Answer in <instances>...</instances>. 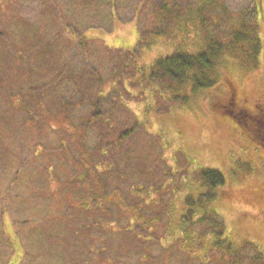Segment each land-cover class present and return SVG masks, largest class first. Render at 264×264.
<instances>
[{"label": "rangeland", "instance_id": "374dc122", "mask_svg": "<svg viewBox=\"0 0 264 264\" xmlns=\"http://www.w3.org/2000/svg\"><path fill=\"white\" fill-rule=\"evenodd\" d=\"M248 9L258 65L226 49L212 86L153 77ZM232 88L264 94V0H0V264H259L264 146L222 108ZM97 92L112 125L86 131Z\"/></svg>", "mask_w": 264, "mask_h": 264}, {"label": "trees", "instance_id": "16d2710c", "mask_svg": "<svg viewBox=\"0 0 264 264\" xmlns=\"http://www.w3.org/2000/svg\"><path fill=\"white\" fill-rule=\"evenodd\" d=\"M166 6L168 5L164 4V7L169 10V8ZM245 14L246 19L242 24H240L241 27L238 30L234 29L233 35H231V39L227 44H224L221 39H210L206 50L196 52L195 54L190 52L176 51L170 56L160 58L155 62V66H153V77L157 79L158 83H182L193 80V90L212 86L214 80L209 79L208 73L215 69L218 59H220V56L225 54L226 49L230 51V54L233 57L242 56V58L249 61L251 64L255 66L258 65V57L261 52L262 42L260 37L257 35V26L248 24V19H250V16H252V12L248 9ZM140 42L143 44V39ZM140 46L141 45H139V47ZM100 87L102 86L100 85ZM100 90L103 92L102 89ZM43 94H45V92H43ZM96 96L98 100L95 103V106H97L98 108L94 107L93 103L89 101V108H92L93 110H90V116L87 120H85L86 122L83 124V129L86 131L89 129V127L100 125L101 123L108 124L109 126L112 125V115L110 114L108 116L109 119H104L100 112V106L104 104V101L101 100V98H105L106 95L101 94V92H97ZM74 108H77L76 105L74 106ZM75 132L77 133V131ZM122 137L124 138V136ZM120 146H123V140L121 138L112 144V148H115V150L120 149ZM103 148L107 149L102 152V155L104 156V158L102 159L104 160L105 156L107 157L110 151H108L109 146L107 143L103 144ZM82 173L83 172H81L80 174ZM201 175L203 180L211 188L225 183V177L219 170L205 169L202 170ZM210 198L211 195L207 194L205 199ZM219 234L222 235L223 230L220 231ZM223 240L225 242V239ZM230 246H232V244L229 242L227 243L225 248L230 250ZM243 249L244 248H241L239 249V251L235 252L234 257L236 256L238 260L239 257L237 256L238 254L242 253ZM252 250H254L258 254L257 259L259 261V264H264V252L257 246H254Z\"/></svg>", "mask_w": 264, "mask_h": 264}, {"label": "flooded vegetation", "instance_id": "af4514ba", "mask_svg": "<svg viewBox=\"0 0 264 264\" xmlns=\"http://www.w3.org/2000/svg\"><path fill=\"white\" fill-rule=\"evenodd\" d=\"M227 101L222 104L228 115L237 118L248 127L252 141L264 146V94L256 97L255 102L250 103V99L241 96L235 88L228 90Z\"/></svg>", "mask_w": 264, "mask_h": 264}, {"label": "crops", "instance_id": "0c3cea01", "mask_svg": "<svg viewBox=\"0 0 264 264\" xmlns=\"http://www.w3.org/2000/svg\"><path fill=\"white\" fill-rule=\"evenodd\" d=\"M39 230L41 231V229L39 228ZM27 234H29L28 232H27ZM38 234H40V233H38ZM52 235H55V233L53 232L52 234H51V236ZM40 236H41V234H40ZM53 237V236H52ZM53 238H55V237H53ZM32 239H33V242H35L36 244H37V247H35V249H36V252L38 253V255H39V251H40V244L42 243V237L41 238H36L35 237V233L33 234V237H32ZM56 244V243H55ZM91 247V246H90ZM94 250V248H92V252H94L93 251ZM99 251H104V249L103 248H101V249H99V250H96L95 251V253H98ZM20 253V252H19ZM49 259H51V257H49ZM101 264H103V262L101 263Z\"/></svg>", "mask_w": 264, "mask_h": 264}]
</instances>
